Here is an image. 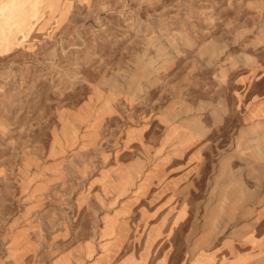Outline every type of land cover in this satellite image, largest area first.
Here are the masks:
<instances>
[{
  "label": "rangeland",
  "instance_id": "1",
  "mask_svg": "<svg viewBox=\"0 0 264 264\" xmlns=\"http://www.w3.org/2000/svg\"><path fill=\"white\" fill-rule=\"evenodd\" d=\"M13 26L0 264H190L264 202L237 198L264 192V0H41Z\"/></svg>",
  "mask_w": 264,
  "mask_h": 264
},
{
  "label": "crops",
  "instance_id": "2",
  "mask_svg": "<svg viewBox=\"0 0 264 264\" xmlns=\"http://www.w3.org/2000/svg\"><path fill=\"white\" fill-rule=\"evenodd\" d=\"M2 1L4 0H0ZM256 104H261V110L249 117L258 116L264 110V101L254 105ZM239 197L264 199V192H251L243 196L238 195L237 198ZM238 216L243 217L238 218L233 227L226 228L217 237V241L190 264H264V202L260 205L254 204L248 209L244 208ZM194 249L195 247L189 244V256Z\"/></svg>",
  "mask_w": 264,
  "mask_h": 264
},
{
  "label": "bare ground",
  "instance_id": "3",
  "mask_svg": "<svg viewBox=\"0 0 264 264\" xmlns=\"http://www.w3.org/2000/svg\"><path fill=\"white\" fill-rule=\"evenodd\" d=\"M41 0H8L9 9L0 7V17L10 20L16 29L28 25V18L35 13V6Z\"/></svg>",
  "mask_w": 264,
  "mask_h": 264
}]
</instances>
